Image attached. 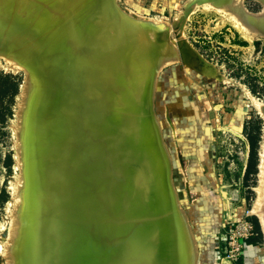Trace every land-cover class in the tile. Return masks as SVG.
<instances>
[{"label": "bare ground", "instance_id": "obj_1", "mask_svg": "<svg viewBox=\"0 0 264 264\" xmlns=\"http://www.w3.org/2000/svg\"><path fill=\"white\" fill-rule=\"evenodd\" d=\"M224 1L234 16L264 28V16H245L236 2ZM21 19L32 35L20 51L33 44L41 55H56L49 49L56 38L60 53L44 74L36 72L43 81L22 114L18 264H177L187 234L182 217L167 232L151 146L155 126L142 101L155 66L149 47L128 37L138 24L124 18L129 33L122 29L110 0H0L4 41L22 32L15 27ZM259 153L260 183L249 211L264 229V136Z\"/></svg>", "mask_w": 264, "mask_h": 264}, {"label": "rangeland", "instance_id": "obj_2", "mask_svg": "<svg viewBox=\"0 0 264 264\" xmlns=\"http://www.w3.org/2000/svg\"><path fill=\"white\" fill-rule=\"evenodd\" d=\"M221 1L115 0L127 19L138 24L128 37L138 47H149L154 61L151 108L178 211L190 235L189 240L184 225V252L177 264H264V229L249 211L257 198L264 136V28L234 16ZM232 2L245 16H264L260 0ZM187 6L190 11L175 30ZM20 21L15 27L22 32L13 46L0 37V264H18L13 248L19 230L18 189L25 177L22 114L31 102L33 86L36 89L35 84L43 81L36 72L42 69L44 74L43 68L55 64L60 53L56 38L49 47L56 55H41L33 44L25 53L20 51L32 35L30 25L18 26ZM45 73L50 81L53 75ZM166 211L170 223L182 217L176 210L173 219L167 207ZM228 219H247L253 226L250 243L237 260L224 250Z\"/></svg>", "mask_w": 264, "mask_h": 264}, {"label": "water", "instance_id": "obj_3", "mask_svg": "<svg viewBox=\"0 0 264 264\" xmlns=\"http://www.w3.org/2000/svg\"><path fill=\"white\" fill-rule=\"evenodd\" d=\"M110 1H111L112 8L114 10L118 11L119 13H121V15H123V17L127 19V17L122 13L121 9L116 4L115 0H110ZM190 8H191L190 6H187L185 8V10H184L183 16L174 24V29L175 30L180 29V27L182 26L184 17L188 14V12L190 11ZM257 26L259 27L260 24H258ZM151 92H152V84H151L150 89L147 90L145 92L144 96H143V100H142L144 102L143 108H144V113H145L146 119L149 118V122H150V119L153 120V122H154V126H155L154 132L151 131V133H150L151 134V141H152V145L151 146H152V148L154 149V152L158 155V158H159L158 159L159 168H160L159 174H160V178H161L162 184H163L164 189H165L164 196L166 197L164 202L166 203V207H167L168 213H170L171 217H173V219H174L175 211L176 210L178 211L179 208L177 207L174 190H173V188L171 186V181H170V178H169V172H168L169 171V163H168V159H167V154H166L165 148H164V146L162 144V141H161V138H160V133H159L158 127L156 125V120H155V118L153 116V112H152V108H151V103H150ZM178 212L181 213L180 211H178ZM181 215H182L183 223H184V225L186 227V230H187L188 236H189V240H190L189 231H188V228H187L186 223L184 221L183 214L181 213ZM165 221H166V225L168 226L167 227V232L169 234V230L171 228L170 227V222L167 219ZM165 237L167 238L166 234H165ZM190 246H191V241H190ZM191 251H192V248H191Z\"/></svg>", "mask_w": 264, "mask_h": 264}, {"label": "built area", "instance_id": "obj_4", "mask_svg": "<svg viewBox=\"0 0 264 264\" xmlns=\"http://www.w3.org/2000/svg\"><path fill=\"white\" fill-rule=\"evenodd\" d=\"M253 234V226L247 219L230 220L228 219L227 225L224 230L225 251H228L229 258L237 260L244 252V247L247 245V239Z\"/></svg>", "mask_w": 264, "mask_h": 264}, {"label": "trees", "instance_id": "obj_5", "mask_svg": "<svg viewBox=\"0 0 264 264\" xmlns=\"http://www.w3.org/2000/svg\"><path fill=\"white\" fill-rule=\"evenodd\" d=\"M1 78V77H0ZM17 83L13 81V90H16ZM0 89H1V84H0ZM250 238L251 236L246 240L248 243H250ZM241 263V262H240Z\"/></svg>", "mask_w": 264, "mask_h": 264}, {"label": "crops", "instance_id": "obj_6", "mask_svg": "<svg viewBox=\"0 0 264 264\" xmlns=\"http://www.w3.org/2000/svg\"><path fill=\"white\" fill-rule=\"evenodd\" d=\"M239 264H240V262H239Z\"/></svg>", "mask_w": 264, "mask_h": 264}]
</instances>
